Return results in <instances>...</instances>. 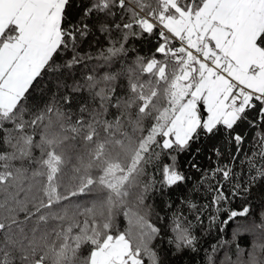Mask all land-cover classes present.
I'll use <instances>...</instances> for the list:
<instances>
[{
  "label": "snow or ice",
  "instance_id": "snow-or-ice-1",
  "mask_svg": "<svg viewBox=\"0 0 264 264\" xmlns=\"http://www.w3.org/2000/svg\"><path fill=\"white\" fill-rule=\"evenodd\" d=\"M0 264H264V0H0Z\"/></svg>",
  "mask_w": 264,
  "mask_h": 264
}]
</instances>
